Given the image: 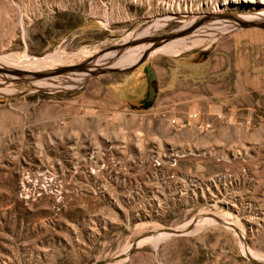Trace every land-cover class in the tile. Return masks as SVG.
Returning <instances> with one entry per match:
<instances>
[{
  "label": "rangeland",
  "instance_id": "374dc122",
  "mask_svg": "<svg viewBox=\"0 0 264 264\" xmlns=\"http://www.w3.org/2000/svg\"><path fill=\"white\" fill-rule=\"evenodd\" d=\"M222 1L0 0V56L8 57L0 61L1 68L19 70L16 57L23 52L41 57L63 51L81 63L96 55L102 59L107 54L102 52L114 47L106 65L92 66L104 73L40 79L51 83L46 85L34 77H0V110L26 105L32 112L39 103L47 109L46 151L39 157L32 149L9 175L11 190L0 189V264H264L259 246L264 245L263 163L250 161L241 150L168 146L150 140L151 130L126 131L120 117H131L134 126L152 104L144 103L146 97L127 110L89 108L86 102L89 91L99 100L110 96L103 81L116 82L136 70L146 87L144 65L156 56L201 50L242 28L228 18L208 19L199 26L234 23L236 28L202 35L198 45L175 54L150 53V47L144 64L110 71L130 67L143 56L125 64L110 62L130 37L146 34L144 27L169 19L153 28L151 38L192 15L221 12L241 18L262 4ZM215 2L223 10L211 12ZM249 28L262 33L264 45V29ZM193 113L198 117L192 119ZM182 124L199 133L213 127L199 111ZM253 151V156L264 152Z\"/></svg>",
  "mask_w": 264,
  "mask_h": 264
},
{
  "label": "crops",
  "instance_id": "0c3cea01",
  "mask_svg": "<svg viewBox=\"0 0 264 264\" xmlns=\"http://www.w3.org/2000/svg\"><path fill=\"white\" fill-rule=\"evenodd\" d=\"M261 38L260 31L241 28L201 50L156 56L144 65V68L151 65L154 72L155 97L151 106L139 115L142 118L135 120L134 126L130 124L132 118L125 114L120 117L121 125L126 131L132 129L136 133L151 130L152 135L147 137L157 144L214 152L241 150L250 161L264 164V152L251 155L255 149L264 150ZM143 81L140 70L116 82L103 81L110 96L99 100L89 91L87 105L102 110L135 107L148 93V79L146 87ZM46 111V104L41 103L32 112L26 105L0 110L1 190H11L9 175L19 170L22 158H30L32 149L38 151L39 157L46 151ZM192 111H199L203 120L212 123V129L199 133L192 125L182 124ZM172 119L177 123L173 124ZM261 243L260 249L264 251Z\"/></svg>",
  "mask_w": 264,
  "mask_h": 264
},
{
  "label": "bare ground",
  "instance_id": "6f19581e",
  "mask_svg": "<svg viewBox=\"0 0 264 264\" xmlns=\"http://www.w3.org/2000/svg\"><path fill=\"white\" fill-rule=\"evenodd\" d=\"M248 1L254 2L255 0H248ZM259 2L262 4L259 6L258 12L247 13V14L241 16V19L256 20L257 18H255V17L264 16V0H259ZM227 3H228V0H223L221 2V4H223V5H225ZM222 8L223 7H220L219 4L217 2H215V5L213 6V9L211 12H218ZM220 13L221 12H219V13H208V14H203V15H192V16H190V18L187 17V19H184L183 23L178 28L174 29V32H178V31H181V30L189 28V27L197 26V24L203 23L205 20H207V18L213 19L214 21L218 22V21H220V19H217L216 15L220 14ZM180 18H182V17H180ZM168 20L169 19H167L165 21H158L154 25H149L147 27H144L143 31L141 32L142 34L146 33L144 36L130 37L125 42V43H129V45L126 48H124V51L119 53L110 62H112V64H125V63H130L131 61L137 60L141 53H143V52L146 53L148 48H150V44H140L139 45L138 43L142 42L146 38H148V36H149L148 34L153 31V28L164 25ZM214 21H212V22H214ZM228 25L230 27L229 26L219 27V26H214V25L213 26L206 25L205 27L204 26H197L196 29L194 31H192V33H189L188 35H182V36H178V37H175L173 39H170L169 41L153 48L150 53H156V52H165V53H169V54L178 53L185 48L198 45V43L203 39L202 35H204V36L206 34H207V36L208 35H216V34L222 35V33H225L229 30H232V28H236L234 23H231ZM111 54L112 53H107L106 56L102 59H99V55H96L95 56L96 58L92 62V66L96 65L97 63H99L97 66L106 65V63L108 61V57L112 56ZM6 59H8L7 56H5V57L0 56V61H6ZM16 59L18 61L19 70H24V71H28V72H48L49 70H53L54 68H58L61 66L78 64L77 63L78 60H77L75 54L67 55L63 51H56V52L49 53V54H46V55L41 56V57L30 56L26 52H23L20 56L16 57ZM54 65H56V66L54 68H51ZM75 72L80 73V74L83 73V72H79V71H70V72H66L65 74L43 77V78H38L35 80H38L37 81L38 83L44 84V85L51 84V83H49L47 81H42V80L40 81V79L56 80V79L61 78V79L72 80ZM0 77L3 79L9 78V77L17 78V76L10 75V74H0ZM22 80H24V79H22ZM32 81H34V80H32ZM202 226L203 225L195 227L193 230L197 231L200 228H202Z\"/></svg>",
  "mask_w": 264,
  "mask_h": 264
},
{
  "label": "water",
  "instance_id": "95a60500",
  "mask_svg": "<svg viewBox=\"0 0 264 264\" xmlns=\"http://www.w3.org/2000/svg\"><path fill=\"white\" fill-rule=\"evenodd\" d=\"M217 18H221V19H231L232 21L238 23L242 28H249V27H258V28H263L264 29V20H246V19H241L239 17H237L235 14H230V13H220L216 15ZM209 18H207L208 20ZM201 24V23H200ZM200 24H197V26H199ZM197 26H193V27H189L186 29H183L181 31L178 32H174V30L170 31L167 34L164 35H158L155 37H151V38H146L144 41H148L150 43V47L153 49L167 41H169L170 39H173L175 37L178 36H182V35H186L188 33H191L192 31H194L196 29ZM129 45V43H123L121 45V47L124 49ZM110 50H105L102 52L103 53H109L111 51ZM108 51V52H106ZM147 53H144L143 56L132 66L130 67H126L123 69H118L117 67H110V71H126V70H134L135 68L139 67L140 65L144 64L147 60ZM95 56H92L88 59H86L85 61L78 63V64H73L70 66H61L58 68H54L53 70H49L48 72H28V71H24V70H18V69H4L0 67V74H10V75H14L17 76V78H21L24 80H30L31 77L34 78H42V77H49V76H56V75H60L66 72H70V71H79V72H87L90 74H97V73H104L103 70H101L100 72H95L92 69V62L95 59ZM145 72L147 73L148 77V93L146 98L144 99V103L146 105H150L155 97V91H154V87H153V80H154V72L151 68V65H147L145 67ZM30 77V78H29ZM172 229H169L168 231L172 233H174V230L171 231ZM103 261L97 260L95 262H93L92 264H102Z\"/></svg>",
  "mask_w": 264,
  "mask_h": 264
},
{
  "label": "built area",
  "instance_id": "2783aa9c",
  "mask_svg": "<svg viewBox=\"0 0 264 264\" xmlns=\"http://www.w3.org/2000/svg\"><path fill=\"white\" fill-rule=\"evenodd\" d=\"M198 115H199V114H197V113H193V114L191 115V117H192V119H193V118L195 119V118H197V117H198ZM177 155H178V154H177ZM172 161H173V162H175V161H176V158H175V156H172ZM47 177H48V176H47ZM27 179H28V178H27ZM44 180H46V179H44ZM24 183H25V182H23V183H22V186H23V191L25 190V188H26V187H28V186L24 185ZM43 187H44V186H43V184H42V183H40V184L38 185V189H41V190H42V189H43ZM26 189H28V188H26ZM27 193H28V192H26L25 194H27Z\"/></svg>",
  "mask_w": 264,
  "mask_h": 264
}]
</instances>
